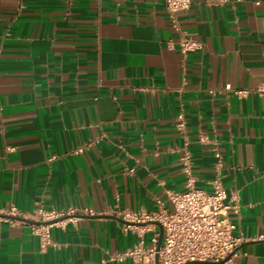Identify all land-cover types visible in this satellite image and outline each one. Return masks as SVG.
Wrapping results in <instances>:
<instances>
[{
  "label": "crops",
  "instance_id": "crops-1",
  "mask_svg": "<svg viewBox=\"0 0 264 264\" xmlns=\"http://www.w3.org/2000/svg\"><path fill=\"white\" fill-rule=\"evenodd\" d=\"M177 16L202 49L181 53L165 0H0V212H96L52 226L45 247L32 223L0 218V264H138L108 257L159 227L141 237L116 211L170 209L185 146L197 187L219 177L240 205L223 264H264V0Z\"/></svg>",
  "mask_w": 264,
  "mask_h": 264
},
{
  "label": "built area",
  "instance_id": "built-area-1",
  "mask_svg": "<svg viewBox=\"0 0 264 264\" xmlns=\"http://www.w3.org/2000/svg\"><path fill=\"white\" fill-rule=\"evenodd\" d=\"M165 3L171 24L179 34L176 42L181 53L187 55L202 49V42L181 28L177 16L180 11L190 8L192 0H165ZM170 44L174 42L170 41ZM237 93L245 94L247 91L240 89ZM175 125L179 131L185 132L187 125L182 114L178 116ZM198 140L207 143L209 137L199 133ZM214 151L217 167L220 168L221 153L216 141ZM180 160L186 184L182 191L168 193L172 205L170 209L161 206L156 211H116V215L126 221V226L135 229L141 237V230L152 225L150 222H160L164 233L159 249L156 234L151 246L146 247L143 240H140L133 248L110 255L108 260L130 257L138 264H223L235 255L242 238L234 235V225L229 218V212L239 213L237 197L227 201L228 194L219 177L212 181V189L209 191L197 187L193 156L187 146ZM95 213L91 208L59 211L38 207L28 216L12 205L6 212H0V218L12 219L9 216H20L37 221L38 223H32L33 233L40 236L45 247L54 244L50 234L52 226L61 225L64 221L74 220L81 215ZM208 261L211 263H207Z\"/></svg>",
  "mask_w": 264,
  "mask_h": 264
},
{
  "label": "water",
  "instance_id": "water-1",
  "mask_svg": "<svg viewBox=\"0 0 264 264\" xmlns=\"http://www.w3.org/2000/svg\"><path fill=\"white\" fill-rule=\"evenodd\" d=\"M9 217L12 218V219L23 220V221H26V222H29V223H38L37 221L31 220V219H27V218H24V217H20V216H9ZM120 220L123 221L124 223H126V221H124L123 219H120ZM150 223L156 224L159 227V236H158V242H157V249H159V247L161 246V243H162V239H163V233H164L163 226L158 221H154V222H150ZM207 263H211V262L208 261Z\"/></svg>",
  "mask_w": 264,
  "mask_h": 264
}]
</instances>
